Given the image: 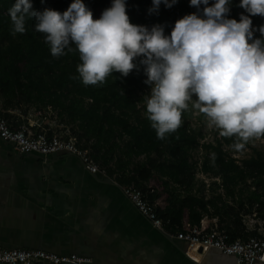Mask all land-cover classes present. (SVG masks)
Wrapping results in <instances>:
<instances>
[{"label":"trees","instance_id":"trees-1","mask_svg":"<svg viewBox=\"0 0 264 264\" xmlns=\"http://www.w3.org/2000/svg\"><path fill=\"white\" fill-rule=\"evenodd\" d=\"M72 2L32 0V6L33 10L51 8L62 13ZM214 2L209 0V5ZM14 3L15 0H0V111L12 127L23 123L17 117L18 110L28 115L32 108L42 113L38 116L42 129L48 128L44 120L48 111H53L60 118L59 123L69 127L78 141L84 142L83 146L106 168L109 177L148 192L167 228L179 233L188 224L199 225L207 216L217 218L220 223L226 221L222 228L232 238L251 235L242 222L241 210L245 204L249 213L258 205L264 206L263 152L257 151L239 161L224 148L225 144L236 145L240 141L237 136L221 134L215 141H208L209 135H218L221 130L210 127L208 118L192 108V102L182 113L181 126L166 134L165 139H158L147 118L144 91L151 85L144 83L147 75L144 65L139 63L142 57L136 58L138 67L126 77L113 72L102 84L84 85L77 72V65L81 63L78 51L65 50L66 55L53 57L44 34L35 31L34 18H26L25 33L13 31L9 10ZM84 3L98 19L103 10L111 7L112 0H84ZM125 3L131 23L149 29L161 25L165 35L171 34L178 19L194 12L202 15L204 7L201 4L197 9L191 6L190 0H176L170 8L162 2L158 10L149 12L152 0H125ZM229 9L230 19L239 21L241 13L250 15L240 6V0H230ZM250 18L254 29L264 25V16ZM254 37H261L258 30L254 31ZM202 147L212 154L199 162L192 154ZM57 153L73 156L84 166L70 152ZM198 164L201 171L220 179L208 186L210 196L205 193V182L197 178ZM157 175L160 187L164 188L160 194L156 189L149 191L147 185ZM220 188L224 191L220 192Z\"/></svg>","mask_w":264,"mask_h":264},{"label":"clouds","instance_id":"clouds-1","mask_svg":"<svg viewBox=\"0 0 264 264\" xmlns=\"http://www.w3.org/2000/svg\"><path fill=\"white\" fill-rule=\"evenodd\" d=\"M162 2L170 8L176 0H152L149 12ZM229 3L190 0L197 9L204 5L203 14L178 19L170 35L158 24L149 29L131 23L125 0H112L98 19L84 0H73L62 13L33 10L32 0H15L9 15L13 31L21 34L26 18H34L35 31L44 34L53 57L78 51L77 72L84 85L102 84L113 72L126 77L142 57L144 83L151 85L145 96L147 118L158 139L181 126L192 102L210 127L247 142L264 135V25L254 29L250 18L264 16V0H240L250 15L241 13L239 21L227 17ZM257 30L260 38L254 37Z\"/></svg>","mask_w":264,"mask_h":264},{"label":"crops","instance_id":"crops-1","mask_svg":"<svg viewBox=\"0 0 264 264\" xmlns=\"http://www.w3.org/2000/svg\"><path fill=\"white\" fill-rule=\"evenodd\" d=\"M17 114L33 131L42 130L37 113ZM107 178L73 156L22 154L0 140V246L77 254L94 264H236L218 249L189 256L178 231L165 221L164 230L156 228L114 182L120 181ZM147 185L160 194L158 175Z\"/></svg>","mask_w":264,"mask_h":264},{"label":"built area","instance_id":"built-area-1","mask_svg":"<svg viewBox=\"0 0 264 264\" xmlns=\"http://www.w3.org/2000/svg\"><path fill=\"white\" fill-rule=\"evenodd\" d=\"M37 115L41 117V111H37ZM64 128L60 132L59 130L55 132L51 127L36 132L26 123L14 128L0 111V140L11 143L17 152L43 156L70 152L82 160L90 173L109 177L106 168L92 157L89 149L81 142L80 145L78 139L69 133L70 128L65 126ZM114 182L120 185L124 194L156 228L165 229V222L158 215L157 204L151 202L148 192L133 184L124 185ZM148 188L149 191H154L152 185H148ZM257 231L256 234L246 238H232L222 226L216 223L210 226L201 222L199 225L188 224L184 231L176 234V237L187 242L186 253L189 256H198L211 249H218L224 254L235 256L236 264H256L264 263V224ZM0 264H94V262L90 257L77 254L60 255L40 248L21 249L0 246Z\"/></svg>","mask_w":264,"mask_h":264},{"label":"rangeland","instance_id":"rangeland-1","mask_svg":"<svg viewBox=\"0 0 264 264\" xmlns=\"http://www.w3.org/2000/svg\"><path fill=\"white\" fill-rule=\"evenodd\" d=\"M146 91H147V89H146ZM150 92H151V87H150V89L147 92L144 91L145 96L149 95ZM34 112H35L34 109L31 108V110H29L27 112V114L28 115L31 114V116L32 115H36L35 113H37V112H35V113ZM44 122L46 124L47 123L54 124L53 127H52L53 128L52 130H54L55 132H57L58 130L60 132L61 129H65L64 128L65 125L63 123H61V124L59 123L60 122V118L53 111H48V113L46 114ZM195 124H197V121L195 122ZM211 127H213V126H211ZM69 133L72 134L71 129H70ZM220 136H221V131L219 132L218 135H215L214 133H212L211 135L208 136L209 138L207 140L208 141H210V140L211 141H215V138L216 137H220ZM79 143H80V141H79ZM81 143H84V142L81 141ZM81 143H80V145H81ZM238 143H243V145H244L243 148L237 149L235 147V145H230V144H225L224 148H225V150L230 151V153L234 157L239 159V161H241L242 159L249 158L250 156L255 155L257 151L263 152V155H264V136L263 135H261L259 137L250 138L247 142H243V141L240 140ZM207 154H209L211 156L212 153L209 150H207L205 147H202V148H199L197 150H194L192 156H193L194 160L202 162L205 159V157L207 156ZM200 164H198V167H197V170H196V175H197L198 179L203 180L205 182V184H206L205 193L207 194V196H210V192L208 190V186L215 180L220 182V179L215 177V176H212V174L204 173L203 171H201V165ZM250 182L251 181H249L248 184H250ZM241 187L242 186H240L239 188H241ZM160 188L162 190L164 189L163 187H160ZM169 189L173 190V187L170 186ZM252 189H254V187H252ZM219 191L223 192L224 190H223V188H220ZM248 193L249 192H246L245 194H248ZM247 210L248 209H247L246 204L243 205V209L241 210L242 222L246 225L247 229L251 232V234H256L258 232L257 230L260 227H263V224H264V206L258 205L257 209H255L253 213H249ZM204 219H208L211 222H215L219 226L220 225L221 226H226V223H227L226 221L220 223L217 218L211 219L209 217H205Z\"/></svg>","mask_w":264,"mask_h":264},{"label":"water","instance_id":"water-1","mask_svg":"<svg viewBox=\"0 0 264 264\" xmlns=\"http://www.w3.org/2000/svg\"><path fill=\"white\" fill-rule=\"evenodd\" d=\"M106 181H107V182H112V179H111L110 177H108ZM232 256H233V255H232ZM234 257H235V256H234ZM235 259H236V257H235Z\"/></svg>","mask_w":264,"mask_h":264}]
</instances>
